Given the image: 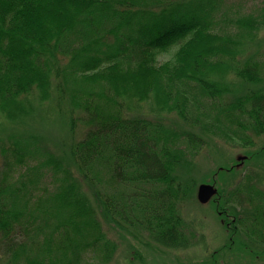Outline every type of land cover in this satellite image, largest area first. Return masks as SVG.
Returning <instances> with one entry per match:
<instances>
[{
  "label": "trees",
  "instance_id": "obj_1",
  "mask_svg": "<svg viewBox=\"0 0 264 264\" xmlns=\"http://www.w3.org/2000/svg\"><path fill=\"white\" fill-rule=\"evenodd\" d=\"M226 1L0 0V118L18 121L34 116L55 97L58 104L65 102L60 81L67 65L74 69L76 60L85 70L101 69L94 77L103 81L98 99L107 102L99 101L102 113L98 106H87L90 127L76 144L74 164L86 178L91 176L87 170L93 159L107 167L113 181L108 184L115 192L105 207L121 212L114 223H129L119 197L138 190L136 178L156 177L141 162L155 166L152 159L156 161L160 152L150 136V126L157 122L146 117H177L193 128L188 134L191 140L205 142L208 148L218 145V139L234 143L237 138L245 147L254 146L247 131L264 134V90L248 88L262 81L261 67L250 57L242 59L264 20L247 15L227 21L221 13ZM65 42L74 47L70 63L59 51ZM173 48L172 59L159 63V56ZM235 78L247 85L236 84ZM165 155L176 157V153ZM30 165L28 173L36 178L38 163ZM137 168L147 171L138 176L133 171ZM24 178L18 180L20 191L28 182ZM71 193L72 189L62 192L69 196L62 205L72 206L74 197L79 219L72 214L64 221L54 214L39 222L51 223L54 218L63 231L68 230L66 223H88L86 218L94 212L88 199ZM18 194L0 193V223H8L10 230L20 223H35L27 205L14 204ZM165 218L167 223L155 238L169 249L189 248L192 243L177 225H170L166 213L158 219ZM13 231L5 237L11 238Z\"/></svg>",
  "mask_w": 264,
  "mask_h": 264
},
{
  "label": "rangeland",
  "instance_id": "obj_2",
  "mask_svg": "<svg viewBox=\"0 0 264 264\" xmlns=\"http://www.w3.org/2000/svg\"><path fill=\"white\" fill-rule=\"evenodd\" d=\"M223 6L221 13L227 21L247 15L264 20V0H228ZM63 43L60 54L70 63L74 47ZM175 51L160 55L158 62L172 59ZM249 57L261 67L263 79L248 88L264 90V27L242 55L243 60ZM73 67L67 65L60 81L65 102L58 104L55 97L45 101L34 116L18 121L0 118V193H19L14 204L27 205L35 221L20 223L12 230L8 223H0V264H264V134L247 131L254 146L245 147L237 138L234 143L218 139V145L208 148L197 139L192 143L188 134L193 128L185 127L177 117H146L157 122L150 126V136L160 152L156 161L152 159L155 166L148 160L141 162L156 177L136 178L138 190L118 200L129 223H114L121 212L105 207L110 193L115 192L108 184L113 183L111 172L93 159L87 170L91 176L86 178L74 164L76 144L90 127L87 106H98L102 113L100 102H107L98 99L103 81L94 75L101 69L85 70L79 60ZM235 82L247 85L236 78ZM55 105L56 111L51 109ZM253 151L254 158L239 164V157ZM167 152L176 153V157L166 156ZM37 163L35 178L27 169ZM221 168L232 171L220 172ZM133 171L141 176L147 170ZM23 176L28 182L20 191L18 182ZM202 183L215 184L220 195L207 204L200 203L191 188ZM69 189L71 194L88 199L94 211L86 218L89 222L66 223L67 231L54 218L51 223H40L38 219L54 214L64 221L72 214L77 216L74 197L72 206L62 205L69 198L62 192ZM165 213L170 225H177L192 243L189 248L169 249L155 238L167 223L166 218L158 219ZM11 231V238L5 237Z\"/></svg>",
  "mask_w": 264,
  "mask_h": 264
},
{
  "label": "water",
  "instance_id": "obj_3",
  "mask_svg": "<svg viewBox=\"0 0 264 264\" xmlns=\"http://www.w3.org/2000/svg\"><path fill=\"white\" fill-rule=\"evenodd\" d=\"M246 157H239V160H245ZM218 194V190L215 186L210 184H201L198 188V200L202 204H207L211 199Z\"/></svg>",
  "mask_w": 264,
  "mask_h": 264
}]
</instances>
